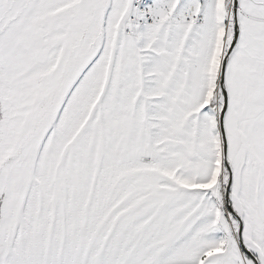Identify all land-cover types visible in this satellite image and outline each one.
<instances>
[{
  "label": "rangeland",
  "instance_id": "374dc122",
  "mask_svg": "<svg viewBox=\"0 0 264 264\" xmlns=\"http://www.w3.org/2000/svg\"><path fill=\"white\" fill-rule=\"evenodd\" d=\"M133 2L0 0V264L64 262L60 248L46 256L35 251V257L18 241L47 229L44 221L62 219L76 196L74 186L83 191L80 217L93 223L83 244L100 248L95 264H107L118 242L120 253L139 244L129 235L115 240L108 230L93 233V218L156 234L172 212L183 229L172 239L181 242L182 232L192 228L190 251L199 250L200 239L211 240L205 264H255L240 249V225L225 204L220 77L234 37V0H178L180 13L209 18L204 24L177 22L174 51L159 56L151 71L150 38L168 30L150 35L153 24L127 34ZM163 16L158 10L157 17ZM238 22L240 36L226 71L231 203L244 223L245 246L264 264V0H239ZM192 30L206 35L186 49L184 34ZM147 91L163 96V112L149 113L140 104ZM187 94L195 96L194 114L178 112L176 101ZM153 155L179 158L172 168L190 176L186 187L138 171L132 187L106 191L81 176L109 168L122 172L125 164L149 162ZM182 208L188 209L186 221ZM75 233L81 236V228Z\"/></svg>",
  "mask_w": 264,
  "mask_h": 264
},
{
  "label": "crops",
  "instance_id": "0c3cea01",
  "mask_svg": "<svg viewBox=\"0 0 264 264\" xmlns=\"http://www.w3.org/2000/svg\"><path fill=\"white\" fill-rule=\"evenodd\" d=\"M160 2L161 0H156L155 4H159ZM158 19L160 21L155 23V26L153 28H149L150 30L147 33L153 35L155 31L158 32L162 30H168V32L166 35L155 33V36L150 38V40L153 41L150 42L152 49L148 52V58H146V67L150 68V71L153 70V64L155 63L157 58H159V56L163 57L164 55H166V53L167 56H170V54H172V52L174 51V47H176L177 43H171L172 38L174 37L173 31L174 29L178 28L177 26H179L180 24L177 22H181L180 19H170L164 21V16ZM202 33H205L204 36L206 35V31L197 32L195 30H192L185 33L184 40L186 49L189 48L191 42H193V45L195 47L198 43L201 44L200 41ZM158 36L162 37V39H158ZM170 50L172 51L170 52ZM189 57L190 54L185 57V60L188 59V63L191 64V62H189ZM186 66L189 67V65ZM148 75L149 74H147L146 78L148 77ZM147 81L150 80H148L147 78ZM158 81L159 80H157L155 84L156 87ZM150 83L153 84L151 81ZM176 102L178 105L181 104L179 110L177 109L178 112H181L182 114H190V112H192V114L195 113V96L190 97V95L187 94V96H182V99ZM140 104L144 105L147 109V112L149 113L163 112V110L168 106L166 105L164 98L160 93H149V91H147L146 94L141 97ZM178 160L179 158H176L175 156L169 157V161L160 160V158H157L156 160L153 155L151 161L149 162H143L142 164H140V162L137 165L133 164L134 162L125 164V166H123L124 168L122 172L109 168L110 170L107 169L106 172L104 171L99 174L94 173L90 175V177H87V175L85 174L81 176L83 177L84 181H87L89 179V181L91 182V187L104 185L106 187V191L120 188L122 186L124 190L132 187V184L137 178L138 171L159 173L166 178H172L180 186L186 187V178H190V176L187 175V177H185L181 172L173 170L174 167L172 168V165L175 164ZM164 163H167V165ZM170 168H172V170ZM78 178L79 177L75 178V180H78ZM161 186L163 187V185H160V187ZM70 191H76V196H72L73 199L68 201L67 205L65 206V216L58 222L44 221L41 224H43L42 226L47 225V229L39 230L37 231L39 235H29L27 238H25V240H19L18 243H24L22 249L25 250L27 254H33L35 257V251L41 252L46 256L47 253L60 248L63 252H66L65 259L62 264H95L97 257L94 253L95 251L100 250V248L89 244V241L87 240H85L83 244V237L88 238V236L92 235V233L89 232L88 229L90 225L93 224L92 222H87L86 220L81 218L78 212L79 207H83V191L79 187L75 186L72 187ZM78 191L79 197L77 196ZM182 211L184 213L181 217H184L185 220L183 221H186L188 209L182 208ZM100 219L101 218H93V220H97V222L94 223V226L98 224L97 227H94L93 233L99 235L101 229L108 230V234L111 232L113 233V239L115 240L122 239L124 236L129 235L132 241L139 244L138 249L130 248L127 252L120 253L118 251H120L122 247L118 245V242L114 247L115 252L110 253L108 255V259L105 258V262L107 264H205V260L210 257L209 255H211V252H209L211 240L209 238L200 239L198 237L200 240H202L199 250L197 251L193 248V250L190 251V242L193 240V238H190L189 234H191L192 232L195 233V230H193L192 228L185 233L182 232L183 236L185 235L186 238L181 242L180 238L172 239L174 238L176 231L180 230V228L181 231L183 230L182 226L178 224L181 219L179 220V218L176 217L175 212H172L169 216H167V219L164 221L161 229L159 230V232L157 231L156 234L152 232H137V230L127 231L126 229L114 227L110 222H107L106 220L101 221ZM49 224H52V226L54 227L50 226ZM83 226L85 234H87L85 236L82 235ZM79 228H81V236L75 235L78 234L75 232H77ZM54 231L59 232L58 234H52ZM77 239H79L78 243L72 246L73 242H75ZM79 242L81 243L80 245ZM182 250L183 254H180V251ZM215 253L218 254V252ZM120 259H123V261H120Z\"/></svg>",
  "mask_w": 264,
  "mask_h": 264
},
{
  "label": "water",
  "instance_id": "95a60500",
  "mask_svg": "<svg viewBox=\"0 0 264 264\" xmlns=\"http://www.w3.org/2000/svg\"><path fill=\"white\" fill-rule=\"evenodd\" d=\"M238 5L239 0H234V37L231 43V46L229 50L226 53V56L222 62L221 66V77H220V88L224 97V106L223 110L220 114V120H219V126H220V134L222 137V143H223V160L226 166V169L228 171V184L226 187V193H225V204L228 212L232 214L239 222V233H238V241L240 249L248 256L250 257L255 264H259L253 253L245 246L243 241V228L244 223L240 216L234 211L232 203H231V188L233 185V171L231 169V166L229 165V162L227 160L228 157V140L226 135V129H225V117L228 110V91L226 87V71L229 64V61L231 59V55L238 43L239 36H240V26L238 22Z\"/></svg>",
  "mask_w": 264,
  "mask_h": 264
},
{
  "label": "built area",
  "instance_id": "2783aa9c",
  "mask_svg": "<svg viewBox=\"0 0 264 264\" xmlns=\"http://www.w3.org/2000/svg\"><path fill=\"white\" fill-rule=\"evenodd\" d=\"M158 10L164 12V21L170 19H181L204 24L207 22V15H197L192 10L180 13L177 0H161L159 4H147V0H134L125 27L127 34H135L140 28L146 27L160 21L157 17Z\"/></svg>",
  "mask_w": 264,
  "mask_h": 264
},
{
  "label": "bare ground",
  "instance_id": "6f19581e",
  "mask_svg": "<svg viewBox=\"0 0 264 264\" xmlns=\"http://www.w3.org/2000/svg\"><path fill=\"white\" fill-rule=\"evenodd\" d=\"M147 4H155V0H147Z\"/></svg>",
  "mask_w": 264,
  "mask_h": 264
},
{
  "label": "trees",
  "instance_id": "16d2710c",
  "mask_svg": "<svg viewBox=\"0 0 264 264\" xmlns=\"http://www.w3.org/2000/svg\"><path fill=\"white\" fill-rule=\"evenodd\" d=\"M161 191H163V189H162ZM147 199H148V198H147Z\"/></svg>",
  "mask_w": 264,
  "mask_h": 264
}]
</instances>
